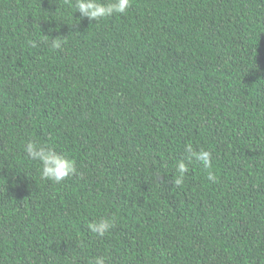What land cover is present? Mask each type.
Masks as SVG:
<instances>
[{
  "label": "trees",
  "instance_id": "trees-1",
  "mask_svg": "<svg viewBox=\"0 0 264 264\" xmlns=\"http://www.w3.org/2000/svg\"><path fill=\"white\" fill-rule=\"evenodd\" d=\"M28 141L76 174L42 179ZM189 144L211 167L185 159L177 186ZM98 256L264 264V0H130L95 21L0 0V264Z\"/></svg>",
  "mask_w": 264,
  "mask_h": 264
},
{
  "label": "clouds",
  "instance_id": "clouds-1",
  "mask_svg": "<svg viewBox=\"0 0 264 264\" xmlns=\"http://www.w3.org/2000/svg\"><path fill=\"white\" fill-rule=\"evenodd\" d=\"M130 0H114L111 3H103L100 0H75V8L77 12L84 18L95 21L113 14H124L129 7ZM61 40L56 39L52 43L53 48H60ZM27 156L33 161H39L41 165V178L60 183L67 177L76 174V163L72 159L57 153L35 141H28L24 148ZM186 152L190 155L177 162L178 175L174 179V183L180 186L188 171L185 159L191 162L193 159L203 165L205 169L211 167V152L207 150L194 151L192 145L186 146ZM207 178L215 181L216 177L211 172ZM115 226L114 219H101L97 222L88 224L89 230L100 237H103ZM93 264H106L104 256H98L94 259Z\"/></svg>",
  "mask_w": 264,
  "mask_h": 264
}]
</instances>
